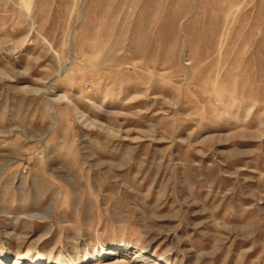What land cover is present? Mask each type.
Masks as SVG:
<instances>
[{
    "label": "rangeland",
    "instance_id": "obj_1",
    "mask_svg": "<svg viewBox=\"0 0 264 264\" xmlns=\"http://www.w3.org/2000/svg\"><path fill=\"white\" fill-rule=\"evenodd\" d=\"M0 264H264V0H0Z\"/></svg>",
    "mask_w": 264,
    "mask_h": 264
},
{
    "label": "bare ground",
    "instance_id": "obj_2",
    "mask_svg": "<svg viewBox=\"0 0 264 264\" xmlns=\"http://www.w3.org/2000/svg\"><path fill=\"white\" fill-rule=\"evenodd\" d=\"M42 259V257H40Z\"/></svg>",
    "mask_w": 264,
    "mask_h": 264
}]
</instances>
